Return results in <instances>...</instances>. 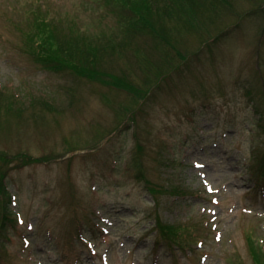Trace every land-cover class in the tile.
Listing matches in <instances>:
<instances>
[{
    "label": "rangeland",
    "instance_id": "rangeland-1",
    "mask_svg": "<svg viewBox=\"0 0 264 264\" xmlns=\"http://www.w3.org/2000/svg\"><path fill=\"white\" fill-rule=\"evenodd\" d=\"M218 1L234 10L221 21L215 10L174 42L185 61L172 46L173 59L159 56L114 2L0 0V179L13 219L0 264H255L254 250L264 255V0ZM36 6L52 53L95 55L96 69L151 91L135 100L46 67L31 42L42 31ZM160 171L163 188L186 191L158 205L146 178ZM159 219L195 227L185 247L155 249Z\"/></svg>",
    "mask_w": 264,
    "mask_h": 264
},
{
    "label": "trees",
    "instance_id": "trees-1",
    "mask_svg": "<svg viewBox=\"0 0 264 264\" xmlns=\"http://www.w3.org/2000/svg\"><path fill=\"white\" fill-rule=\"evenodd\" d=\"M218 0H107L108 3L114 2L116 5L120 6L121 9L129 8L131 11V15L129 20V25L127 27L133 29V34L140 33L143 36L149 37V44L151 45L153 51H156L159 56H164L168 59H171V52L169 47L176 46L174 43L182 34L187 32H192L194 28L199 30L200 27L203 26V21L207 16L212 17V13L220 12V21L221 14H224L228 9L234 10L233 6L230 5H222L220 8L218 7ZM228 0H223V3H226ZM230 3V2H229ZM228 6V7H227ZM33 8L32 13L34 14V19L36 23L41 25V30L36 29L33 31L32 36V44L36 48L33 51L36 53L38 60L43 61L51 70L63 71L69 69L71 73L80 76L87 77L89 79L99 81L101 83L107 84L108 86H113L115 88L124 89L129 94H132L135 100L138 99L137 95H143L151 91L153 85L149 84L145 89L142 84L134 83L124 76L118 75H108L105 72H102L94 66L95 62L93 61L95 58L91 55L88 56L87 59L82 60L79 57H71L69 60H64L60 54L58 57L56 54L52 53L51 49L53 47L52 40L53 34L49 35V37H45L43 35L44 28H48L49 18L44 17V14L41 12L40 6L30 7ZM228 8V9H227ZM255 13L261 12L262 7L253 8ZM214 20V19H211ZM168 21H173V25H168ZM163 22V25L161 24ZM50 23V22H49ZM126 27V25H125ZM39 31L38 36L36 37V33ZM221 35V33H220ZM152 40V41H151ZM205 42V41H204ZM174 50H178V55H181L185 61L188 59L187 55H184L179 48L174 47ZM70 51L69 43L63 42L62 44V52ZM164 57V58H165ZM174 58V57H173ZM172 58V59H173ZM140 62L145 66L150 65V60L148 56L144 55L143 49L140 50ZM97 62V61H96ZM168 65H172L168 64ZM173 66V65H172ZM179 67V66H178ZM261 83L262 88H259V93L261 99L264 100V66L261 70ZM156 75L159 73L154 72ZM167 74V73H166ZM168 75L162 74L158 77V83L160 79L166 80ZM164 81V80H163ZM160 87V84L157 85ZM145 91V92H144ZM127 109V106L125 107ZM129 110V109H128ZM263 114V113H261ZM264 118V115L263 117ZM261 165L259 166V171L261 174V184L264 182V158L261 161ZM161 171L158 174V180L154 181L150 178H146L147 186L149 192L152 194L153 198L156 200L159 205L161 202V195L174 193L175 195H179L184 193L186 190H182L180 187H176L173 185L166 186L163 188L159 183L161 180ZM264 184V183H263ZM11 194L8 191V186L2 176L0 179V238L2 237L3 231L6 228L8 223L13 221L10 216L11 210ZM8 202V209L6 208V202ZM12 202V201H11ZM10 203V204H9ZM9 211V212H8ZM162 230L158 234V238L156 239L155 249H157V244L159 247L167 242L169 244H178L180 247H185V242L183 239L187 237L190 231H195V227L192 225L189 226H181L175 224H167L164 223L161 219L158 220L157 230ZM187 235V236H186ZM257 235L251 232L249 238L255 244V240ZM1 242V240H0ZM255 264H264V255H260L256 250H254Z\"/></svg>",
    "mask_w": 264,
    "mask_h": 264
}]
</instances>
